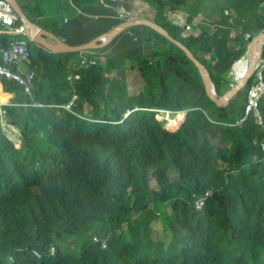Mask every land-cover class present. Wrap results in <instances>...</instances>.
Masks as SVG:
<instances>
[{"label":"trees","instance_id":"obj_1","mask_svg":"<svg viewBox=\"0 0 264 264\" xmlns=\"http://www.w3.org/2000/svg\"><path fill=\"white\" fill-rule=\"evenodd\" d=\"M75 1L80 7L86 1V5H92L91 9L85 6L84 11L101 18V22L94 25V31L100 34L122 22L112 9L106 14L96 0ZM145 1L156 5L161 13L167 5L182 7L191 1L200 10L204 3V0ZM109 2L119 7V3ZM227 2L226 5L234 6L236 11L233 21L221 12V8L218 11L222 14V23L228 27L201 42H186L196 49H216L219 61L213 67L212 77L217 90L223 82V71L229 69L234 55L230 53L233 47L230 46L232 29L229 26L237 28L242 24L244 28L259 15L255 7L259 6V0ZM218 6L216 4L215 8ZM31 12L40 16L37 7ZM158 21L164 26L167 24L163 14ZM255 23L261 26L258 19ZM51 28L57 32L56 28ZM170 29L178 37L179 30ZM146 30L168 41L151 29ZM87 35L92 34L77 30L75 41ZM3 46H7L6 41L0 42V48ZM174 48L186 57L177 46ZM35 49L32 62L37 79L33 98L35 103L44 106L8 108L11 119L21 129L22 149L6 137L0 125V190L7 184L6 203L0 198V264H264V157L258 150L264 133L252 123L228 131L222 144H231V151L224 146L221 148L230 156L235 151L247 163L249 154L258 157V163L252 166L238 190V196H246L236 202L239 210L252 213L251 228L243 224L231 230L219 228L211 215L192 211L188 205L190 193L182 183H169L157 172L150 171L156 165L152 142L173 140L188 155L199 136L218 131L201 111H192L181 131L170 134L156 119V113L150 111L218 110L207 98L198 71L188 59L186 66L190 71L185 72L175 69L168 61L150 65L146 58H139L146 89L134 97L129 95L125 80L95 85L92 76L102 74V70L87 71L80 92L82 98L95 107L94 117L103 120L94 122L80 119L72 112L48 108L68 100L63 98V88L56 87L59 78L51 83V78L61 73L65 63L60 55L50 56L43 49ZM183 56L176 54L180 64ZM127 59L134 60L135 56L128 54L110 60L107 70L118 71L124 77ZM172 63L175 65L177 61ZM6 86L20 98L24 96L18 84L7 83ZM99 95L105 99L104 107L98 104ZM128 111L132 114L125 119ZM180 119L182 122L185 116L180 115ZM126 166L136 171L133 182L126 175ZM144 167L150 170L141 175ZM152 174L158 178L155 181L161 183V189L152 185ZM100 179L106 184V193ZM108 202L119 211H113ZM167 205L172 208L171 214L165 211ZM162 214L169 218L165 240L154 237L151 227ZM72 225L79 226L87 235L95 234L91 237H97L109 247L119 249L117 259L111 263L95 261L91 256L99 244L75 232H69L72 235L69 244L62 241L58 232ZM13 244L27 250L15 252ZM54 245L58 247L56 255L51 254ZM37 250L42 258L34 254Z\"/></svg>","mask_w":264,"mask_h":264},{"label":"clouds","instance_id":"obj_2","mask_svg":"<svg viewBox=\"0 0 264 264\" xmlns=\"http://www.w3.org/2000/svg\"><path fill=\"white\" fill-rule=\"evenodd\" d=\"M96 1L99 2L100 7H104L106 14L109 9H112L116 12V18L122 20L119 25L109 32L100 34L99 31H94V25L101 22V18L91 15L93 12L87 14L84 11L85 6L89 9L92 8L91 4L86 5L87 1L83 2V7H80L75 0H13V2L11 0H0V42L6 41L7 44V46L0 48V86H2L0 96L5 98L4 102H0V125L6 137L15 143L18 149H22V132L17 123L11 119L8 111L9 107L44 106L35 103L33 98L37 79V73L32 62V57L36 54L35 47L43 49L50 56H62L65 63L61 73L51 78V83L59 78L56 87L63 88V98L68 100L61 104L50 105L48 108L72 112L80 119L94 122H103V120H97L94 117L95 107L83 99L80 92V84L83 83L84 74L87 71L102 70V74L92 76L91 81L95 85H99L101 82L107 85L115 79L125 80L129 95L134 97L140 95L146 89V83L140 70L139 58H146L150 65H154L158 61H168L173 67L175 66V69L184 70L185 72L190 71L186 66V60L188 59L198 71L207 98L218 110L192 108L179 111L169 109H151L150 111L156 113V119L164 124L163 128L170 134L175 135L181 131L186 124L188 114L192 111H201L212 125L218 127V131L215 134L213 131H208L199 136L189 150L188 155L182 152L179 145L173 140H166L159 144L152 142L156 165L152 170L144 167L141 175H145L150 170L157 172L162 179H168L169 183L174 181L182 183L186 191L190 193L191 199L188 201V205L192 211L195 214L211 215L217 220V226L223 230H231L241 224L251 228L252 213L239 210L236 202L246 196H238V190L247 179L252 166L258 163V157L255 154H249L247 156L249 162L247 163L242 161L235 151L230 156L224 154L221 148L224 146L227 151H231V144H222L223 136L228 131L246 127L249 123H252L258 131L264 133V0H259V6L255 5V7H258L259 15L244 28L242 24L238 25L237 28L229 26L232 29L230 46L233 47L230 53L234 55L231 57L233 60L229 69L223 71V82L218 90L212 77L213 67L219 61L216 49L214 47H211V49L204 47L196 49L188 46L186 42H201L216 31L228 27L221 21V12L224 11L225 15L230 16L232 22L236 11H234V6L226 5L227 0H204L203 5H200V10H197L194 6L196 4L191 1H187L182 7L167 5L163 13L156 5H152L145 0H111L114 3H119V7L111 4L110 0ZM216 4H219L217 9L215 8ZM249 4H252V2ZM34 7H37L40 16L32 14L31 11ZM139 8L146 9L149 14H138ZM220 8L221 12L218 11ZM160 14H163L167 23L165 26L158 21ZM256 19L260 21V27L256 26ZM243 21L242 18L241 23ZM143 22L157 25L169 37L154 27L143 24ZM130 23L132 26L129 25ZM123 25H127V27L109 41L107 35ZM35 27L38 28L39 37L36 35ZM51 27L56 28L57 32ZM146 28L151 29L168 41L148 32ZM170 28L179 30V38L173 34ZM77 30L92 35H87L81 41H75L74 33ZM59 32L62 34H59ZM237 37H240L238 41ZM37 38L39 40L43 39L50 45V48L37 42ZM70 38L73 39L72 42L69 40ZM93 42L96 43L95 47L72 52L66 50V46L77 48L87 46ZM154 42L157 44H154ZM174 46H177L186 57ZM128 54L134 55L135 59L125 61L124 77L119 75L118 71L110 72L107 70L110 60ZM176 54L183 56L181 58L183 60L182 64L178 62ZM173 61H177V63L173 65ZM197 63L207 70L211 81V90L216 96V100L208 95ZM130 67L138 69L144 85L143 91L138 95H132L129 88L127 71ZM7 83H16L21 86L24 96L20 98L16 92L8 91ZM238 86L240 88L237 92L224 102L223 98ZM51 87L54 90V85H51ZM104 101V97L99 95L98 104L104 107ZM131 114L132 111H128L125 114V119ZM180 115H184L185 119L180 122L179 128L176 130L168 129L167 126L170 120L177 119ZM10 132L14 134L17 140L8 135ZM258 150L264 157V135L258 142ZM135 174L134 169L126 166V175L130 181H134ZM156 179L158 178L152 174V185L156 187L155 189H161V183L157 184ZM100 183L102 190L106 193L105 182L100 179ZM6 193L7 184L0 190V198L5 203ZM108 206L113 211H119L109 202ZM258 206L261 205L258 204ZM165 211L171 214L172 208L168 207ZM160 217L169 219L168 216L163 214L159 215L157 219ZM126 224L127 222L124 225ZM69 232L91 238L95 244H99L91 256L97 262L111 263L119 256V249L109 247L108 244L100 242L97 237L92 238L91 236H95V234L87 235L77 225H72L68 229H62L58 232L60 239L67 244L70 243L72 238ZM153 235L161 239L159 234L153 232ZM13 249L15 252L27 250L17 248L14 244ZM57 251L58 247L56 245L52 246L51 254L56 255ZM34 254L38 258L43 257L38 250Z\"/></svg>","mask_w":264,"mask_h":264},{"label":"rangeland","instance_id":"obj_3","mask_svg":"<svg viewBox=\"0 0 264 264\" xmlns=\"http://www.w3.org/2000/svg\"><path fill=\"white\" fill-rule=\"evenodd\" d=\"M138 14L147 15L149 13L147 12L146 9L139 8L138 9ZM145 17H148V16H145ZM154 44H157V43L154 42ZM157 49H158V47H157ZM130 65H132V63H130ZM127 73H128L129 88H130L131 94L132 95H138L144 89V85H143L142 80L140 78V74L138 72V69H134V68L130 67L129 70L127 71ZM8 135L12 139L17 140V138L11 132L8 133ZM152 229H153V232L155 234H159L161 239L163 240L167 236V234L169 232V226H168L167 219L165 217H160L159 219H157L156 221H154L152 223Z\"/></svg>","mask_w":264,"mask_h":264},{"label":"water","instance_id":"obj_4","mask_svg":"<svg viewBox=\"0 0 264 264\" xmlns=\"http://www.w3.org/2000/svg\"><path fill=\"white\" fill-rule=\"evenodd\" d=\"M11 1L13 2V0H11ZM143 24H148V25L154 27L159 32H162L163 34H165L166 36L169 37V35L165 31H163L162 29H160L157 25H155L153 23H150V22H147V23L143 22ZM129 25H131V23ZM126 27H127V25H123L120 28H118L115 31H113L112 33L108 34L107 35L108 40L110 41V40L114 39ZM35 32H36L37 37H39V31H38V28L37 27H35ZM36 41L37 42H40V43H42V44H44V45H46V46H48L50 48V45H48L43 39L42 40H39L37 38ZM95 46H96V43L93 42L92 44H89L87 46L77 47V48L70 47V46H66V50L69 51V52H72V51L83 50L85 48H91V47H95ZM197 65H198V67H199V69H200V71L202 73V76H203V79H204V82H205V87H206V90L208 92V95L212 99L216 100V96L214 95V93L211 90V81H210V77H209V74H208L207 70L203 66H201L200 64L197 63ZM240 86H238L234 90H232L225 98H223V101L225 102L228 97H231L233 94H235L237 92V90L240 88Z\"/></svg>","mask_w":264,"mask_h":264},{"label":"bare ground","instance_id":"obj_5","mask_svg":"<svg viewBox=\"0 0 264 264\" xmlns=\"http://www.w3.org/2000/svg\"><path fill=\"white\" fill-rule=\"evenodd\" d=\"M4 101L5 98L0 96V102H4ZM180 122H181L180 116L177 119H173V120L171 119L167 128L171 130H176L179 128Z\"/></svg>","mask_w":264,"mask_h":264},{"label":"crops","instance_id":"obj_6","mask_svg":"<svg viewBox=\"0 0 264 264\" xmlns=\"http://www.w3.org/2000/svg\"><path fill=\"white\" fill-rule=\"evenodd\" d=\"M0 89H2V86H0Z\"/></svg>","mask_w":264,"mask_h":264}]
</instances>
